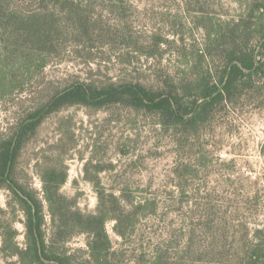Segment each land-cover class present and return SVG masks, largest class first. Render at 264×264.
I'll list each match as a JSON object with an SVG mask.
<instances>
[{"label":"trees","instance_id":"trees-1","mask_svg":"<svg viewBox=\"0 0 264 264\" xmlns=\"http://www.w3.org/2000/svg\"><path fill=\"white\" fill-rule=\"evenodd\" d=\"M199 2L186 0L188 11L206 30L204 48L187 50L180 44L176 70L161 71L150 82L126 76L104 82L77 77L61 88H35L31 105L9 131L0 132V190L9 192L8 208L23 214L25 227L24 248L16 240V214L2 235V249L18 256L11 264H264L259 188L245 194L243 205L238 196H226L227 201L208 194L201 201L189 199L188 176H199L201 168L213 161L204 150L196 152L195 161L177 163L182 182H175L179 191L169 194L172 211L178 212L172 220L159 218L155 198L138 200L128 184L110 188L100 179L92 180L97 206L84 211L75 197L62 191L68 178L66 165L42 167L39 162L41 194L28 175L25 182L17 176L20 158L45 118L65 107L129 106L154 115L162 129L180 136L176 142L181 144L241 94L261 90L256 83L264 81V54L253 40L264 39V23H254L262 16L264 0H251L245 14L248 21L233 20L223 31L209 12L197 7ZM130 8L127 0H0V101L26 92L52 60L62 59L72 47L80 53L122 36L147 58L162 56L160 50L170 47L171 41L160 33L147 43L133 36ZM105 12L115 16L113 24ZM258 12L261 15L256 16ZM82 57L89 65V55ZM261 153L264 159V143ZM153 218L160 222L151 230L147 225ZM109 221L120 238L118 246L107 229ZM80 234L86 235L87 249L71 250L69 242Z\"/></svg>","mask_w":264,"mask_h":264},{"label":"rangeland","instance_id":"rangeland-1","mask_svg":"<svg viewBox=\"0 0 264 264\" xmlns=\"http://www.w3.org/2000/svg\"><path fill=\"white\" fill-rule=\"evenodd\" d=\"M127 1L131 7L128 16L133 36L147 43L151 35L160 33L161 37L171 41L170 47L164 46L160 50L164 54L158 55L157 59L147 58L133 50L134 44L118 36L110 44L82 50L80 53L89 55L91 59L88 65L83 55L72 47V51L68 50L60 57L62 59L52 60L40 77L34 79L30 89L23 93L14 92L0 101V132L7 128L9 131L31 105V92L35 88H61L77 77L104 82L126 76L150 82L155 74L178 68L177 49L182 46L180 44L187 50L204 48L206 30L188 11L186 0ZM199 1L197 7L209 12L222 31L233 20L248 21L245 14L251 0ZM261 12L262 16L254 20L255 26L264 23V8ZM261 14L258 12L256 16ZM103 15L113 18L111 24L115 22V16L109 12ZM253 43L264 54V39L253 40ZM256 86L263 88L241 94L236 102L216 112L199 132L191 133L189 139L183 138L181 144L176 142L180 136L162 129L154 115L129 106L114 104L100 110L82 105L65 107L45 118L33 142L26 146L20 158L17 176L25 182L28 175L41 194L42 167L66 165L68 178L62 191L75 197L84 211L96 208L97 194L92 180L100 179L104 186L110 188L128 184L138 200L155 198L159 202V218L164 216L172 220L178 212L172 211L169 194L171 190L179 191L175 182H182L176 172L177 163L195 161L199 154L196 152L204 150L205 157L213 161L210 166L201 168L199 176H188L185 184L189 199L201 201L208 194L227 201V197L234 199L238 196L243 205L240 200L245 194L259 188L261 217L258 220L263 221L264 159L261 147L264 143V81L257 79ZM39 162L42 167L38 166ZM256 180L260 181L258 185ZM8 193L6 189L0 190V264L18 261V256L8 255L2 249V235L15 214L18 216L15 226L19 232L16 240L21 248L25 247L26 241L21 221L23 214L8 208ZM45 212L49 222L50 215L47 210ZM151 221L147 227L154 230L160 221L154 218L153 223ZM113 225L114 222L109 221L107 229L118 246L120 238ZM68 246L71 250L87 249L86 235H76Z\"/></svg>","mask_w":264,"mask_h":264}]
</instances>
